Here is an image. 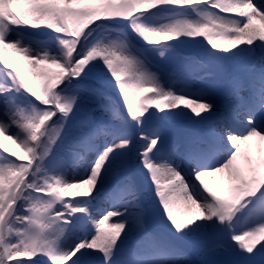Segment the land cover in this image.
Wrapping results in <instances>:
<instances>
[{
	"label": "rangeland",
	"instance_id": "374dc122",
	"mask_svg": "<svg viewBox=\"0 0 264 264\" xmlns=\"http://www.w3.org/2000/svg\"><path fill=\"white\" fill-rule=\"evenodd\" d=\"M107 4L143 14L73 54L20 33ZM0 242V264H264V0H0Z\"/></svg>",
	"mask_w": 264,
	"mask_h": 264
},
{
	"label": "trees",
	"instance_id": "16d2710c",
	"mask_svg": "<svg viewBox=\"0 0 264 264\" xmlns=\"http://www.w3.org/2000/svg\"><path fill=\"white\" fill-rule=\"evenodd\" d=\"M167 7L168 6L163 5V4L156 5L154 10H152L150 12H148L149 10H147L146 13L158 14L159 12H165L163 9L167 8ZM177 7L179 8L181 6L178 5ZM61 12L59 13L57 10L58 14L55 16H52V14L49 16V12H47V11L41 12V14L35 13L36 14L35 15L36 22L39 21L41 24H39L38 22L35 23L34 20L31 21L29 18L25 17L26 19L24 18V20H22V23H19L20 25H24L23 27H25V29L22 30L21 32H25L27 34H31V35H35V36H39V37H44V36H40V35L47 34L50 32V33H55L54 36L58 37L57 39H59V38H63L64 36H74V34H71V33L81 30L86 24L87 28L85 31V36H87V33H90V32L99 34L103 30L110 31L114 27L126 26L130 22V19H131L130 17L133 16L132 14L136 13L135 11H131L130 14L125 16L126 17L125 19L120 20L121 16H123L125 14H120V13H115V12L113 13L111 4H107L106 6L100 8V9H96V10L84 7L82 9V12L81 11L80 12L64 11V10H61ZM142 14H140V15H142ZM134 15L138 16V17L140 16L138 13L134 14ZM123 21H124V23H122ZM125 21H128V22L126 23ZM78 41L79 42L71 41L69 43V45H67V51L69 52V54H73L72 46L73 47L75 45L81 46V44L83 43V38L81 40L78 39ZM16 66H18V65H16ZM88 69H90V68L88 66H85V67H83L82 70H88ZM23 70H24L23 72L28 73L27 67ZM18 71L21 72V69H19V68L16 69V72H18ZM21 74H22V72H21ZM80 75H83V74H80ZM101 75H103V74H100L98 69H95V70H91L90 73L88 72V74L86 76H92L95 78H100V81H101L102 80ZM31 77L32 76H30V78ZM70 78H72V77H67V76L64 77V81L60 84L58 89L59 90H65V89L71 87V85H72L71 82H73V80H71ZM31 82L29 83V88L32 92H34L33 94L36 95L38 92V89L43 88V85H41V83H38L37 81H35L33 78H32ZM118 88L121 89V87H119V86H118ZM54 110L56 111L55 112L56 114L55 113L54 114L56 116H60L61 109L57 106V107H54ZM2 232H3V234L1 236V238H4L5 232H4V230ZM4 239L6 240V238H4ZM1 242H2V240H1ZM1 242H0V245H1Z\"/></svg>",
	"mask_w": 264,
	"mask_h": 264
},
{
	"label": "bare ground",
	"instance_id": "6f19581e",
	"mask_svg": "<svg viewBox=\"0 0 264 264\" xmlns=\"http://www.w3.org/2000/svg\"><path fill=\"white\" fill-rule=\"evenodd\" d=\"M170 97H171V99H172V106H188V107H190V108H194V110L195 111H200L201 110V108H203L202 107V104H200V103H198V99L197 98H195V99H183L182 97H180L179 95H177V94H171L170 95ZM240 125H241V128L243 127V128H249V126H251V124L250 123H248V122H246V121H241L240 120V123H239ZM249 139H251L252 141H251V143L252 144H259L258 142L260 141L259 139V137H255V136H251V138H249ZM231 140V141H230ZM230 143L231 144H236L237 145V143L238 144H240V140H238V139H233L232 137L230 138ZM239 141V142H238ZM245 143H246V141H245ZM245 143L244 144H242L241 145V147L242 146H244L245 145ZM116 157V154H110V155H108V158H106V159H104V160H101L99 163H98V169H101V170H103V171H105V170H107L108 169V167L111 165V163H112V161L114 160V158ZM241 162V160H239V159H237V161H236V163H240ZM67 177H70V175H67ZM65 179H67V178H65ZM94 180H96V176H94L92 179H90V180H88V182H87V184H86V186H87V189L88 190H90L92 193H95L96 191H95V189H96V185H95V183H94ZM165 182L167 183L168 182V179L166 178V180H165ZM165 182L163 181V184H165ZM122 206V205H121ZM121 229V230H124V229H127L128 227H126V226H119V227H116V229L118 230V229Z\"/></svg>",
	"mask_w": 264,
	"mask_h": 264
}]
</instances>
